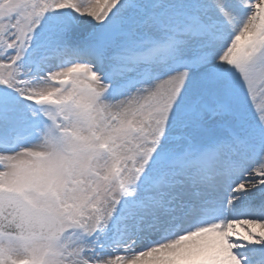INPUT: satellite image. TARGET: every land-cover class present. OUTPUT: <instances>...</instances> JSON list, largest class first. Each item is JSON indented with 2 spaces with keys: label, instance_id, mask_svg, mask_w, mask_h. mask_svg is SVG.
I'll use <instances>...</instances> for the list:
<instances>
[{
  "label": "snow or ice",
  "instance_id": "1",
  "mask_svg": "<svg viewBox=\"0 0 264 264\" xmlns=\"http://www.w3.org/2000/svg\"><path fill=\"white\" fill-rule=\"evenodd\" d=\"M0 264H264V0H0Z\"/></svg>",
  "mask_w": 264,
  "mask_h": 264
}]
</instances>
